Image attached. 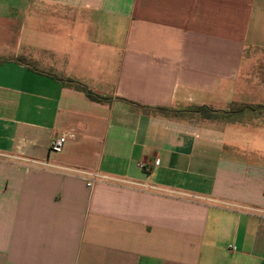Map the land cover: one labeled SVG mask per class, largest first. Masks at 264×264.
I'll use <instances>...</instances> for the list:
<instances>
[{
    "label": "crops",
    "instance_id": "obj_1",
    "mask_svg": "<svg viewBox=\"0 0 264 264\" xmlns=\"http://www.w3.org/2000/svg\"><path fill=\"white\" fill-rule=\"evenodd\" d=\"M250 41L264 0H0V264H264Z\"/></svg>",
    "mask_w": 264,
    "mask_h": 264
},
{
    "label": "trees",
    "instance_id": "obj_2",
    "mask_svg": "<svg viewBox=\"0 0 264 264\" xmlns=\"http://www.w3.org/2000/svg\"><path fill=\"white\" fill-rule=\"evenodd\" d=\"M68 83L75 88L77 91L83 93L90 101L92 102H102L103 98L99 97L98 95L94 94L92 91H90L89 89H87L85 86L79 84V83H75L72 81H68ZM246 109H252L250 106H242L241 108H238L237 110L239 112H242ZM161 113H168L170 115H174V116H179L182 115V113L185 112H178V111H170V110H166V109H161L159 110ZM186 113H188L189 115H192L193 117L196 118H203V119H213L216 117L222 116L224 113H218L215 110H212L211 108H208L206 106H200V107H196L190 110H186Z\"/></svg>",
    "mask_w": 264,
    "mask_h": 264
},
{
    "label": "rangeland",
    "instance_id": "obj_3",
    "mask_svg": "<svg viewBox=\"0 0 264 264\" xmlns=\"http://www.w3.org/2000/svg\"><path fill=\"white\" fill-rule=\"evenodd\" d=\"M253 40V39H252ZM75 46H76V41L74 42ZM264 44V41L263 43ZM253 42H249V43H246V45L244 46V49H243V58H242V71L244 72L247 68H248V65H249V60L251 59V57H254L256 55V58L257 60H259L260 62H264V49H261V48H253ZM50 59V57H49ZM106 72H108L106 70ZM110 76L108 75L107 78H109ZM193 108H196V107H193V106H188V107H183L182 105L181 106H178L177 108H170L169 110L170 111H178V112H185V113H182V115H189L188 113H186V110H190V109H193Z\"/></svg>",
    "mask_w": 264,
    "mask_h": 264
},
{
    "label": "built area",
    "instance_id": "obj_4",
    "mask_svg": "<svg viewBox=\"0 0 264 264\" xmlns=\"http://www.w3.org/2000/svg\"><path fill=\"white\" fill-rule=\"evenodd\" d=\"M72 137H73V135L63 134V135L53 139L50 143L49 150L51 152H60L63 149V146L66 143L67 139H71ZM138 167L143 172L148 171V167L145 166L144 164H139ZM93 177H94L95 181H105V182L111 181V179L106 177V176L93 175ZM92 183H93V181L87 182V186L90 187L92 185Z\"/></svg>",
    "mask_w": 264,
    "mask_h": 264
}]
</instances>
